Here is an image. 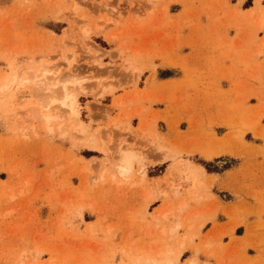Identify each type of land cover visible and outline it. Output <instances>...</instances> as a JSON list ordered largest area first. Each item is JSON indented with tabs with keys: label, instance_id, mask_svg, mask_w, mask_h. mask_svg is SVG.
<instances>
[{
	"label": "rangeland",
	"instance_id": "374dc122",
	"mask_svg": "<svg viewBox=\"0 0 264 264\" xmlns=\"http://www.w3.org/2000/svg\"><path fill=\"white\" fill-rule=\"evenodd\" d=\"M183 49L193 60L165 61ZM158 59L183 78L155 83ZM35 71L75 73L85 89H68L79 92L83 128L64 112L45 127ZM153 104L167 110L149 124L197 133L207 123L219 147L146 127ZM263 122L264 0H0V264H264L246 255L264 248V177L244 187L260 207L214 205L215 178L192 158L235 148L264 169ZM214 126L228 129L221 144ZM129 154L131 168L120 169ZM164 162L163 176L149 177ZM136 184L146 185L141 203L102 190ZM237 227L261 235L243 240Z\"/></svg>",
	"mask_w": 264,
	"mask_h": 264
},
{
	"label": "crops",
	"instance_id": "0c3cea01",
	"mask_svg": "<svg viewBox=\"0 0 264 264\" xmlns=\"http://www.w3.org/2000/svg\"><path fill=\"white\" fill-rule=\"evenodd\" d=\"M187 40V39H185ZM185 44H179L178 46H182ZM191 53V52H190ZM189 49H183L180 51H177V53H175L174 55L171 53V57L173 58H169L165 61H171L173 62H180L183 60H193L194 56L190 55L189 56ZM163 62V60H154V64L156 65L155 70H154V75H155V83H160V84H167L168 85H172V83L180 81L183 77H182V72L180 71L179 68H176V66H162L160 65ZM153 75V74H152ZM149 76V73L144 72L141 74L140 76V82L138 84V88L142 89L145 85L144 83V79H146ZM152 77V76H151ZM157 87V86H155ZM229 87V84H227L226 82H220V88L222 89H227ZM251 104H255V102L252 101ZM167 110V108H165L163 105H156L153 104L151 105V111L150 114L148 115V120H146V127L149 126L151 128L155 127V125L157 126V130L162 133L165 134L167 133L168 137L173 135L174 137H176V134H178L179 132L181 133H185V132H189L191 135H195V134H199V136L204 135V140L207 143H210L213 145L214 143V139H211L212 134H209V130L205 129V126H207L208 124L206 123L205 125H200L199 121L195 122L193 124L192 127L196 128L200 125L199 128V132L195 133L194 130H192V128H188L189 125L187 123H183L180 122L178 124V130L175 129L174 131L171 130L169 128V126L167 124H165L163 121L158 120L157 122H154L152 124H149V118L151 117V115H162L164 114V111ZM171 115L173 116V112H171ZM171 122L174 124V120L171 119ZM264 123V122H263ZM138 120L133 118L130 122L131 128L134 130L138 127ZM175 126V125H174ZM175 128H177L175 126ZM187 129V130H186ZM186 130V131H185ZM210 131L215 132L216 133V140L215 142L218 140V143L221 144V140L223 139L224 136L228 135V129H226L225 127H220V126H214L212 129H210ZM227 137V136H226ZM134 137H131L130 139H133ZM246 140L249 143H252L255 146H262L263 142L261 140H257V139H253L251 137L250 134L246 135ZM214 147H219V146H214ZM226 151H229L227 148H225ZM230 150H232L233 154L230 153H221L220 155L214 157L213 159H206L204 157H202L199 153H195L194 156H192V158L197 161L202 163V166H205L204 168H206L205 170L208 172V176L209 177H214L215 181L214 182H210V192L212 193V195L214 197L217 198V201H214V205H217V202L221 205H225V206H231L234 208H240V207H247V206H251V208H258L260 207L261 201H257L254 198L250 197L247 195V190H244L245 187V183H247L248 181L251 180V177H253V179L255 180L253 183V186H259L261 185V181L264 177V169H262L261 167H259V162L260 159L259 157H254L255 155L253 153H248L245 156L239 155V150L235 149V148H230ZM234 151L237 152L234 153ZM84 153H91L89 156L92 157H101V155H98V152L96 151H87L85 150ZM160 154L158 152H154L151 155V158H156L158 157ZM206 161H202V160ZM167 162H164L163 165L161 166H154V167H150L148 169L149 171V177H160L163 176L162 174L165 171ZM163 168V169H160ZM158 171V172H157ZM245 187V188H244ZM107 189L109 192H114L115 190L117 191H123V192H127L126 193V199H132L135 201H140V203L143 201L142 198H144L141 194V192L145 191L146 189V185H129V186H125V187H117L114 185H108L105 188H102V190ZM145 200V199H144ZM211 200V199H209ZM150 206H155L158 207L161 205V200H157L155 202H152L149 204ZM260 218L262 220H264V217L260 216ZM249 222H252L255 217L253 218H246ZM85 221V219H84ZM255 221V220H254ZM220 222V220H219ZM239 228L242 229V232L240 234L236 233L235 231V235L238 238H242L243 240H247L250 241L251 238L256 237V235H261V233H256L254 232L253 234H248L246 232V229H244V233H243V228L242 227H237L236 230H238ZM252 251H250L249 249L246 250V255H248L251 258H254L257 254L262 255V257H264V248L260 247L259 248V252L256 253V250L250 248Z\"/></svg>",
	"mask_w": 264,
	"mask_h": 264
},
{
	"label": "bare ground",
	"instance_id": "6f19581e",
	"mask_svg": "<svg viewBox=\"0 0 264 264\" xmlns=\"http://www.w3.org/2000/svg\"><path fill=\"white\" fill-rule=\"evenodd\" d=\"M51 73L52 72H45V71H39V72L37 71L36 72L35 71V73L32 72L33 76L31 75V73H29V76L30 75L32 76V77L30 76V78L34 80L33 87L38 84V86L43 87L42 90L45 92V93L43 92L44 94H42L44 96H41V97H43V103H45L43 108L42 107L41 108L42 109L45 108V109L44 110L41 109L42 111L38 110V113H39V111L41 112V116L43 118L42 120L44 121V122L43 121L42 122L45 124V127L48 128L49 127L48 124L52 123L51 121H53L55 119H58L59 118V115H58L59 113L62 114L64 112L65 114L68 115L67 117H68L69 121H73L74 120L73 122H75V121L79 122V125H77V126L83 128L84 125L79 120L78 111H77L76 105H75L76 102H77V94L79 92H76V91L75 92H70L69 89H68L69 86L71 85V87H73L74 89L77 86V90L83 91L85 89V88L82 87L83 83H81V81L79 79H76L75 73H74V75H71L69 73L68 76H66V77L64 76L62 78H58L55 73L54 74L52 73V75H51ZM49 76H51V77H49ZM30 78H28V79H30ZM28 79H27V82H28ZM29 81H31V80H29ZM35 83H36V85H35ZM58 86H61V91H63V95H59V96L56 95V94H58V92L56 93L55 90L57 91V87ZM110 86H109V88H110ZM111 88H113V86ZM58 89H59V87H58ZM106 90L108 91L110 89H106ZM103 92H105V91H103ZM39 107H40V105H39ZM73 122H72V124H73ZM68 124H70V123H68ZM84 132H85V130H84ZM135 157L136 156L134 154L123 155L122 161H121L123 165H119V168L120 169L123 168V170L130 169L131 168V163H132V161H133V159Z\"/></svg>",
	"mask_w": 264,
	"mask_h": 264
}]
</instances>
